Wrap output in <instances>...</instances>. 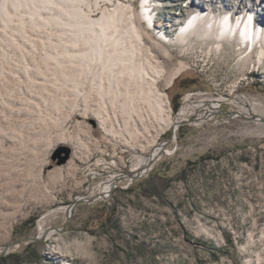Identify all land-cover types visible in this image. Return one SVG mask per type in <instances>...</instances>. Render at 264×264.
I'll return each instance as SVG.
<instances>
[{"label":"rangeland","instance_id":"374dc122","mask_svg":"<svg viewBox=\"0 0 264 264\" xmlns=\"http://www.w3.org/2000/svg\"><path fill=\"white\" fill-rule=\"evenodd\" d=\"M248 2L253 8L255 2L246 0L197 4L214 12H238ZM154 3L161 4L156 24L163 22L158 30L150 27L153 39L164 31L168 40L156 41L172 63L188 65L171 86L163 78L157 81L167 93L175 124L155 135L149 121L148 131L139 128L136 140L118 112L112 117L108 103L111 121L105 130L84 112L82 96L71 107L66 92L59 108L49 101L44 106L33 94L46 122L23 113L12 120L0 115V257L5 258L0 264H256L257 254L264 264V133L253 131L252 119L228 114L239 110L231 101L238 95L264 101V58L253 66V52L250 60L236 62L239 50L227 40L218 53L206 56L214 35H187L181 43L176 38L188 16L176 20L182 0ZM132 4L137 7L140 0ZM195 91L225 98L213 118L195 122L192 109L185 120L179 118L186 93ZM158 144L161 151L146 164ZM60 146L70 153L58 164ZM114 173L122 176L103 191ZM79 198L85 200L71 211ZM45 231L50 233L41 237ZM35 236L39 239L11 244L4 252L11 242Z\"/></svg>","mask_w":264,"mask_h":264},{"label":"bare ground","instance_id":"6f19581e","mask_svg":"<svg viewBox=\"0 0 264 264\" xmlns=\"http://www.w3.org/2000/svg\"><path fill=\"white\" fill-rule=\"evenodd\" d=\"M190 1H194V7L190 6ZM246 1L255 2L253 8L248 2L238 12L231 9L214 12L198 5V0H182L175 12L176 20L183 18V13L188 16L177 29V40L183 41L187 35L202 39L214 35L215 43L204 51L206 56L212 51L218 53L223 47L222 41H234L239 50L236 62L241 58L250 60L251 53L255 52L256 60L251 63L253 66L261 64L264 0ZM160 8L161 4L154 0H140L137 7L132 0H0V115L6 113V119L10 120L13 115L23 113L45 121L40 102L33 99V94L39 96L44 106L47 107L49 101L51 107L59 108L66 92L71 95L67 98L71 107L75 106V98L82 96L84 112H90L105 130L110 120L105 103L110 105L112 117L118 112L124 129L136 140L141 136L139 128L148 131L149 121L153 122L155 135L161 127L170 128L175 124L172 107L157 81L163 78L165 85L171 86L188 65L184 61L172 63L169 52L156 41L168 40L164 31L160 32L161 37H152L155 32H151L150 27L158 30L156 25L163 22L156 24L155 20ZM224 100L206 96L186 101L179 110V118L185 120L189 109H201V117L194 121L206 120L219 111ZM231 101L239 110L229 115L252 119L257 126L253 131L264 133V101H252L246 95H238ZM53 119L57 121L58 117ZM73 141L79 144L77 138ZM161 147V144L156 145L158 149L150 154L146 164ZM121 176L122 173L112 174L103 191H108ZM261 260L262 256L257 254L256 264H261Z\"/></svg>","mask_w":264,"mask_h":264},{"label":"water","instance_id":"95a60500","mask_svg":"<svg viewBox=\"0 0 264 264\" xmlns=\"http://www.w3.org/2000/svg\"><path fill=\"white\" fill-rule=\"evenodd\" d=\"M225 115H227L226 112H223ZM228 116V115H227ZM174 135V127H173V131L171 132V137ZM61 153H63V155H61ZM69 153H70V149L66 146H60L56 153H55V156L58 157V164H61V163H64L67 158L69 157ZM94 198H87L86 200H93ZM85 199L83 198H79V199H76L75 202L73 203L72 207H71V211L74 209L75 205L83 202ZM47 232H44L42 234L41 237H44L46 235ZM39 237L35 236V237H27V238H23V239H20V240H16V241H13L11 242L10 244H8L7 246H5L4 248V252L6 251V249L9 247V245L11 244H19V243H22V242H25V241H28V240H38Z\"/></svg>","mask_w":264,"mask_h":264},{"label":"built area","instance_id":"2783aa9c","mask_svg":"<svg viewBox=\"0 0 264 264\" xmlns=\"http://www.w3.org/2000/svg\"><path fill=\"white\" fill-rule=\"evenodd\" d=\"M186 101L188 102H191V101H195V100H200V99H203V98H205L207 95H203L202 93H200V92H198V91H195V92H188V93H186ZM192 97H193V100H192ZM189 99H191V100H189ZM185 101V102H186ZM200 111H201V109H198V110H190V114H192V118L194 119V120H196V119H198V117H200ZM177 114L179 115V111L177 112ZM215 115V114H214ZM214 115L213 116H211L210 118H207L206 120H209V119H211V118H213L214 117Z\"/></svg>","mask_w":264,"mask_h":264},{"label":"trees","instance_id":"16d2710c","mask_svg":"<svg viewBox=\"0 0 264 264\" xmlns=\"http://www.w3.org/2000/svg\"><path fill=\"white\" fill-rule=\"evenodd\" d=\"M173 109L176 110L177 109V105L176 104H173ZM29 222H32V220H26L24 223H29ZM14 234H17L16 231H14ZM5 260V258L3 257H0V260Z\"/></svg>","mask_w":264,"mask_h":264}]
</instances>
